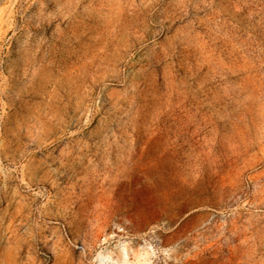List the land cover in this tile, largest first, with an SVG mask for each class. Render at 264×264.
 <instances>
[{
	"label": "rangeland",
	"instance_id": "1",
	"mask_svg": "<svg viewBox=\"0 0 264 264\" xmlns=\"http://www.w3.org/2000/svg\"><path fill=\"white\" fill-rule=\"evenodd\" d=\"M0 264H264V0H0Z\"/></svg>",
	"mask_w": 264,
	"mask_h": 264
}]
</instances>
